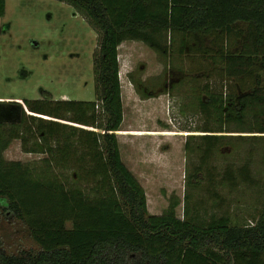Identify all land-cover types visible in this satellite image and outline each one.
<instances>
[{
  "label": "trees",
  "instance_id": "obj_1",
  "mask_svg": "<svg viewBox=\"0 0 264 264\" xmlns=\"http://www.w3.org/2000/svg\"><path fill=\"white\" fill-rule=\"evenodd\" d=\"M59 1L100 33L96 99L55 101L45 92L43 99L24 100L31 115L24 113L20 123H0V206L25 221L42 249L18 256L0 251V264H264V215L246 226L227 216L204 223L191 207L187 218H178V201L163 215H150L145 189L125 164L118 139L124 121L121 44L139 41L167 57L175 47L183 55L190 39H203L200 46L226 41L218 51L220 71L242 92L230 96L225 84L218 95L207 86L208 100L197 97L207 122L196 130L205 135L186 141L189 156H198L190 186L201 187L225 141H264L214 134L231 133L232 125L245 130L251 120L258 131L250 132L264 134V0ZM5 15L6 0H0V18ZM232 38L236 51L228 48ZM14 140L25 152L47 157L38 165L5 160ZM249 172L240 169L236 177L227 169L225 181L232 187L237 179L253 181ZM214 187L211 180L208 189Z\"/></svg>",
  "mask_w": 264,
  "mask_h": 264
},
{
  "label": "rangeland",
  "instance_id": "obj_2",
  "mask_svg": "<svg viewBox=\"0 0 264 264\" xmlns=\"http://www.w3.org/2000/svg\"><path fill=\"white\" fill-rule=\"evenodd\" d=\"M100 39L89 20L67 3L6 0V15L0 18V101L20 102L26 115L31 114L24 100L43 99L48 96L45 92L55 101H94V59ZM230 41L228 48L236 51L235 39ZM201 42L203 39H190V49L183 55L175 47L167 57L142 43L127 42L121 48L124 121L118 139L122 157L145 189L150 215H163L172 202L178 201L180 219L188 217L186 210L191 207L200 222L227 216L233 224L252 225L264 215V141H225L227 144L220 145L208 162L209 172L201 187L193 190L190 186V173L198 165V156H189L186 141L189 135H205L196 130L207 122L197 97L208 100L207 86L213 95L221 93L225 84L230 96L242 92L220 71L218 51L226 41L214 40L211 44L207 40L203 47ZM247 123L245 130L232 125L231 133L214 134L264 136L250 132L258 131L255 120ZM4 157L38 165L47 155L27 153L21 140H14ZM227 169L235 171L236 177L240 169H249L253 181L237 179L232 187L225 181ZM211 180L215 187L210 191ZM67 226L72 228L71 223ZM41 250L25 221L0 206V251L18 256Z\"/></svg>",
  "mask_w": 264,
  "mask_h": 264
},
{
  "label": "flooded vegetation",
  "instance_id": "obj_3",
  "mask_svg": "<svg viewBox=\"0 0 264 264\" xmlns=\"http://www.w3.org/2000/svg\"><path fill=\"white\" fill-rule=\"evenodd\" d=\"M6 102L9 101H4V100L0 101V106H1L0 117L3 120L0 123H7V124L20 123L24 115V111L22 110V107L19 105L20 102L15 100L12 101L13 103H6ZM11 114H13V116Z\"/></svg>",
  "mask_w": 264,
  "mask_h": 264
},
{
  "label": "crops",
  "instance_id": "obj_4",
  "mask_svg": "<svg viewBox=\"0 0 264 264\" xmlns=\"http://www.w3.org/2000/svg\"><path fill=\"white\" fill-rule=\"evenodd\" d=\"M127 42H136V43H142V42H139V41H125L121 44V46L119 47V61L121 63V48L127 43ZM144 44V43H142ZM145 45V44H144ZM146 46V45H145ZM148 47V46H147ZM149 48V47H148Z\"/></svg>",
  "mask_w": 264,
  "mask_h": 264
},
{
  "label": "water",
  "instance_id": "obj_5",
  "mask_svg": "<svg viewBox=\"0 0 264 264\" xmlns=\"http://www.w3.org/2000/svg\"><path fill=\"white\" fill-rule=\"evenodd\" d=\"M0 107H1V106H0ZM0 109H1V108H0ZM11 115L13 116V114H11ZM11 115H10V116H11ZM2 121H3V120H2V118L0 117V122H2Z\"/></svg>",
  "mask_w": 264,
  "mask_h": 264
}]
</instances>
